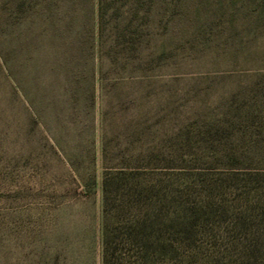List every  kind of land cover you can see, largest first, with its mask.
I'll use <instances>...</instances> for the list:
<instances>
[{
  "label": "rangeland",
  "instance_id": "1",
  "mask_svg": "<svg viewBox=\"0 0 264 264\" xmlns=\"http://www.w3.org/2000/svg\"><path fill=\"white\" fill-rule=\"evenodd\" d=\"M121 170L229 215L185 263L239 257L235 220L257 244L264 0H0V264H102Z\"/></svg>",
  "mask_w": 264,
  "mask_h": 264
},
{
  "label": "trees",
  "instance_id": "2",
  "mask_svg": "<svg viewBox=\"0 0 264 264\" xmlns=\"http://www.w3.org/2000/svg\"><path fill=\"white\" fill-rule=\"evenodd\" d=\"M160 180L158 183L147 181L146 185L144 178L133 170L104 173L102 264H188L183 259L184 247L190 255L194 252L193 255H197L196 250H200L195 244L196 227L212 225L213 221L220 225L229 216L213 208L209 212L213 221L206 218L203 223L201 218L205 215L193 207L183 209L169 180L163 188ZM262 199L264 202V196ZM261 213L260 227L256 229L262 231L256 235L257 244L252 245L257 247L245 244L248 241L247 233L242 231L244 221L235 220L233 227L241 234H237L233 242L242 246V253L233 260L215 264H264V205ZM234 214L239 216L240 213L231 212L230 217ZM256 248L262 255H254ZM189 264H193L192 260Z\"/></svg>",
  "mask_w": 264,
  "mask_h": 264
}]
</instances>
